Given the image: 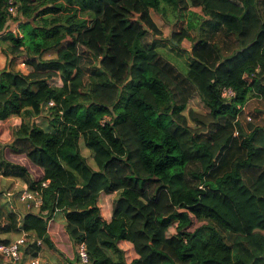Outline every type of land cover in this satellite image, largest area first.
<instances>
[{
	"label": "clouds",
	"instance_id": "obj_1",
	"mask_svg": "<svg viewBox=\"0 0 264 264\" xmlns=\"http://www.w3.org/2000/svg\"><path fill=\"white\" fill-rule=\"evenodd\" d=\"M258 129L264 0H0V264H264Z\"/></svg>",
	"mask_w": 264,
	"mask_h": 264
},
{
	"label": "trees",
	"instance_id": "obj_2",
	"mask_svg": "<svg viewBox=\"0 0 264 264\" xmlns=\"http://www.w3.org/2000/svg\"><path fill=\"white\" fill-rule=\"evenodd\" d=\"M211 2L214 3L217 7H223L224 4L226 3V0H211ZM122 14L123 13H121V15ZM225 23L228 24V26H232L231 23L228 22V21H225ZM178 38H179V36H178ZM193 47L195 48V46H193ZM64 51H66V50L65 49H61L60 53L63 54ZM197 55L198 56H205V55H207V51L205 49H201L200 51L197 52ZM200 64H203V60H201L199 62V64H194V65L191 66V76H192L193 79L197 78V76L202 75L203 72H204V68H201ZM155 67H156V65H153V68H155ZM165 67H167V65H165ZM204 67L206 68V65ZM168 71L171 72L172 69L169 68ZM216 116L218 118L223 116V113L221 112L220 109L216 110ZM221 131L225 133V138L227 140L229 137H227V135H226V129H222ZM253 138L254 139H264V129H258L256 131V133H255ZM219 146L220 145H218V147ZM260 155H264V153H261ZM174 158H176L175 154H174ZM250 171H252V170L250 169ZM172 174H178V173H172ZM130 179H136V178L132 177ZM148 179H155V178L149 177ZM213 192L214 193L220 192V188L219 187H214L213 188ZM231 195H235V190L234 189L222 193V196L230 197ZM244 195L248 196V199H253V197L248 195L247 192H245ZM212 199H220V198L213 197ZM261 199H264V197H261ZM204 201H205L206 206H207V203L209 202V197H208L207 194H204ZM220 203H223V200H220ZM191 208H192L193 211H196L198 209V205L196 203H194V204L191 205ZM181 215H183V214H181ZM133 218L134 219H139L140 218V214H137V213L133 212ZM261 223H264V221H261ZM161 224H163V221H161ZM153 255H163V253H157V254H153ZM185 255L187 257V260H185L184 264H189V262L194 260V257L196 255V253L194 251H192V252L185 253ZM149 260H150V264H160L159 261H152L151 257H149ZM204 264H210V262L209 261H205Z\"/></svg>",
	"mask_w": 264,
	"mask_h": 264
}]
</instances>
